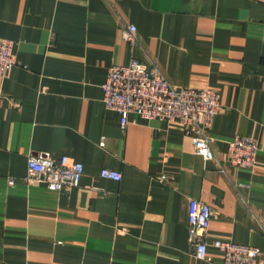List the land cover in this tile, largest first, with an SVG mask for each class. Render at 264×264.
<instances>
[{
  "label": "crops",
  "instance_id": "1",
  "mask_svg": "<svg viewBox=\"0 0 264 264\" xmlns=\"http://www.w3.org/2000/svg\"><path fill=\"white\" fill-rule=\"evenodd\" d=\"M0 36L18 60L0 77V264H221L217 238L264 264V0H0ZM133 57L220 92L213 159L178 121L123 127L106 106L108 68ZM237 135L260 141L254 166L229 162ZM33 154L81 161L80 186L28 182ZM191 198L212 208L213 261L190 246Z\"/></svg>",
  "mask_w": 264,
  "mask_h": 264
},
{
  "label": "built area",
  "instance_id": "2",
  "mask_svg": "<svg viewBox=\"0 0 264 264\" xmlns=\"http://www.w3.org/2000/svg\"><path fill=\"white\" fill-rule=\"evenodd\" d=\"M124 37L133 45L138 42L137 26L130 24ZM18 62L14 41L0 36V77ZM106 106L120 114L125 127L131 113L146 119H168L184 125L192 136L194 151L206 160L214 158L211 133L215 119L222 108L221 94L212 87L178 86L172 83L157 65L147 66L140 58L133 57L127 64H112L103 84ZM228 160L240 167H252L261 148L258 139L237 135L229 141ZM84 164L66 154H33L28 159V182H41L58 190H71L81 184ZM101 175L121 180L120 171L103 168ZM163 179L166 176H162ZM13 178L9 179L14 184ZM211 206L191 198L188 216V237L193 253L200 259L214 260L207 240L211 226ZM213 245L220 250L221 264H258L259 247L217 238Z\"/></svg>",
  "mask_w": 264,
  "mask_h": 264
}]
</instances>
